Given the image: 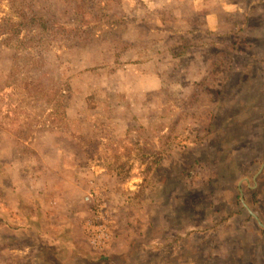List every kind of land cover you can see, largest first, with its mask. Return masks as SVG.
Instances as JSON below:
<instances>
[{
    "label": "rangeland",
    "instance_id": "obj_1",
    "mask_svg": "<svg viewBox=\"0 0 264 264\" xmlns=\"http://www.w3.org/2000/svg\"><path fill=\"white\" fill-rule=\"evenodd\" d=\"M0 264H264V0H0Z\"/></svg>",
    "mask_w": 264,
    "mask_h": 264
},
{
    "label": "trees",
    "instance_id": "obj_2",
    "mask_svg": "<svg viewBox=\"0 0 264 264\" xmlns=\"http://www.w3.org/2000/svg\"><path fill=\"white\" fill-rule=\"evenodd\" d=\"M20 24H23V22L16 23V24H14V26L17 27V26L20 25Z\"/></svg>",
    "mask_w": 264,
    "mask_h": 264
}]
</instances>
